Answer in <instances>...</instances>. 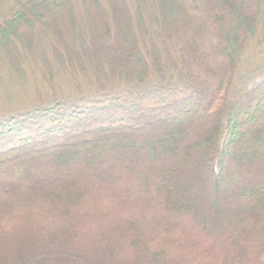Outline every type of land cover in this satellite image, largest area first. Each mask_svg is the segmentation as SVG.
<instances>
[{"label":"trees","instance_id":"1","mask_svg":"<svg viewBox=\"0 0 264 264\" xmlns=\"http://www.w3.org/2000/svg\"><path fill=\"white\" fill-rule=\"evenodd\" d=\"M10 7L0 98L27 97L0 110V140L31 135L0 150V264H264V62L242 67V16L263 20L264 1ZM119 38L131 57L113 70ZM175 135L160 167L153 140Z\"/></svg>","mask_w":264,"mask_h":264},{"label":"rangeland","instance_id":"2","mask_svg":"<svg viewBox=\"0 0 264 264\" xmlns=\"http://www.w3.org/2000/svg\"><path fill=\"white\" fill-rule=\"evenodd\" d=\"M264 1V0H263ZM11 3L12 0H7V2L5 4H1L0 5V18L1 17H6L9 16L10 12H11ZM250 11V10H249ZM250 13L252 15H249L248 13H245V16H242V20L247 28V31L249 33V46H248V53L246 54L245 58L243 60V69H247V67H254L255 65H257L258 63L264 62V18L263 20H261V17L259 16V14L256 13H252L250 11ZM129 40V46L127 44H123V39L121 40L119 38L118 40V45H119V49L121 51V55H111V62L113 65V70L117 69V65L116 64H120V63H128L130 61V55H131V39H127ZM107 47V46H106ZM129 47V48H127ZM245 69V70H246ZM60 87V86H59ZM62 87L59 88V91H61ZM15 91V89H14ZM43 90H32L31 96H35L34 94L39 92L42 93ZM17 92V91H15ZM18 97H16L14 100H3L2 98H0L2 101L0 102V110L1 111H7V110H14V109H21V108H25L26 106L21 107V105L19 104H24L25 103V97L27 96H23V94H19L17 95ZM236 98V97H234ZM240 99H244V97L241 96ZM13 104H17L16 106H14ZM15 107L14 109H11L10 107ZM2 109H7V110H2ZM171 134V133H170ZM31 135L28 131H20V132H12L10 134H6L4 137H2V139L0 140V147H2L3 145H5V147H2L0 150H4V151H9L14 149L15 144H13V142H15L17 139H23L26 136ZM177 139H176V138ZM157 139L160 140V138H155L154 144L155 147H158L157 154L158 156H160L159 159V163H160V167H163L165 165V163H167V161L171 158L172 156V152H178V150L181 148L182 146V139L178 138L177 135L174 136V141L171 142V136L167 137L164 141V143L161 145L160 142H157ZM173 140V139H172ZM162 141V140H160ZM168 144V145H167ZM161 145V146H160ZM180 147V148H179ZM258 154L256 153V155H254L252 158L251 157H247L244 161H243V168H249L250 167V162L252 161V159L255 158V156H257ZM179 157V156H178ZM184 158V156H183ZM175 159V158H174ZM177 159V158H176ZM175 162V163H174ZM174 162L171 164L170 163V169L172 167H176L178 165H176V162H179V165H181V161L178 160H174ZM187 162V161H186ZM190 162V160H189ZM179 167V166H178ZM240 171V170H239ZM239 171H235L232 174L228 175L225 178L224 182L230 181L232 179H234L235 177H238L240 175ZM203 188L206 189V191L210 192L211 190V184L204 182V184L202 185ZM207 194V192H206ZM209 194V193H208ZM12 195V192L6 189H2L0 191V201H5L7 200L10 196ZM227 219L226 214H224L222 211H216L212 208H209L208 211L206 212V217L205 220L209 221V223L211 224L210 226L215 228V229H219L222 225V222H224Z\"/></svg>","mask_w":264,"mask_h":264}]
</instances>
